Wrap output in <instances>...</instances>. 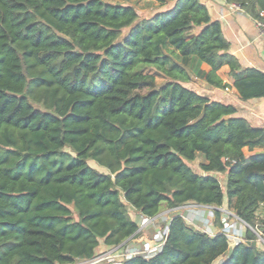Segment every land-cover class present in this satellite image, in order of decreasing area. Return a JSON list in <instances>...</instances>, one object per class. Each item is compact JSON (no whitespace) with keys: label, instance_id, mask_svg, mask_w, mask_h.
<instances>
[{"label":"trees","instance_id":"obj_1","mask_svg":"<svg viewBox=\"0 0 264 264\" xmlns=\"http://www.w3.org/2000/svg\"><path fill=\"white\" fill-rule=\"evenodd\" d=\"M151 1L159 10L140 18L105 0H0V264L91 259L141 236L130 210L153 218L163 203L215 207L214 233L175 210L156 254L120 264H264L251 229L230 246L218 209L259 223L264 127L184 85L229 87L226 65L249 100L264 97V73L240 65L201 0Z\"/></svg>","mask_w":264,"mask_h":264},{"label":"crops","instance_id":"obj_2","mask_svg":"<svg viewBox=\"0 0 264 264\" xmlns=\"http://www.w3.org/2000/svg\"><path fill=\"white\" fill-rule=\"evenodd\" d=\"M145 1L156 4L151 0ZM201 2L206 5L211 18L220 22L223 36L229 42L228 51L239 60L240 65L243 68L252 67L264 73V36L257 28L254 19L237 5L228 3L225 0H201ZM200 68L204 71L209 70V66L205 63H201ZM217 74L223 82L228 83L230 86L226 88L213 87L197 77H192L184 85L212 100L234 105L237 108L238 116L245 118L255 127H264V97L241 100L237 90L231 86L233 79L228 75V66H222L217 71ZM243 151L245 154L248 153L246 148ZM214 175L218 178L219 176L222 177L223 182L225 181L224 174L214 173ZM257 217L259 220L264 218V201L257 210ZM186 219L200 228L201 225L195 223V219L193 220L189 217ZM242 228L245 227L237 226L236 230L237 235L240 237H242L245 230H242ZM141 229L140 227L138 231ZM145 235L142 234L140 236L142 243L145 242L143 240ZM132 241L135 242L138 239H133Z\"/></svg>","mask_w":264,"mask_h":264},{"label":"rangeland","instance_id":"obj_3","mask_svg":"<svg viewBox=\"0 0 264 264\" xmlns=\"http://www.w3.org/2000/svg\"><path fill=\"white\" fill-rule=\"evenodd\" d=\"M107 2L110 3H114V4H130L133 5L135 7V9L137 10L140 18L149 16L151 14H153L155 11L159 10L157 4L151 3L149 1H145V0H105ZM127 30H125L126 32ZM164 82V77L157 75L156 77V83L157 84H161ZM198 86V84H197ZM144 91V90H142ZM201 160V157L198 156V158L189 163L190 166L195 170V171H200L198 168V162ZM91 166L95 167L96 169H98L99 171H104L105 169L103 167L98 166L97 164H95L93 161L88 162ZM219 181L221 182V184H223V180L222 177L219 176ZM225 208V207H223ZM174 210L172 209H168L166 208L165 204L163 203L161 205L160 208V212L153 218H146V217H141L140 215H138L136 212H134L133 210H130V215L138 222L139 224V229L140 227L141 229V233L142 234H146L145 238L143 239L145 242L147 241V243H142V241L140 240V237H136L134 239H138V241H135L134 243H140L142 246H148L149 244H151L154 239L155 236L158 235L159 232H162L165 227H166V221L168 219V217L171 215V213ZM179 212L186 218H192L194 220L195 223H198L199 225H204L206 223H210L212 220V209L209 207H201V208H193V207H182L179 209ZM222 219H225L226 216L225 214L222 212L221 215ZM231 221V220H230ZM259 230H261L262 232H264V218H261L259 220V223L257 224ZM240 227H243L242 225H240ZM245 228H242V230H244ZM238 234V233H237ZM140 240V241H139ZM229 244L230 246H232L234 244L232 239H229ZM105 247L102 246L100 249H98L97 254L104 252ZM224 257L219 258L215 264H218L219 262H221L223 260ZM121 260L120 257H115L112 264H119L118 262ZM76 262V263H80ZM111 264V263H109Z\"/></svg>","mask_w":264,"mask_h":264},{"label":"built area","instance_id":"obj_4","mask_svg":"<svg viewBox=\"0 0 264 264\" xmlns=\"http://www.w3.org/2000/svg\"><path fill=\"white\" fill-rule=\"evenodd\" d=\"M254 21L260 33L264 36V11L263 10L259 12V18L254 19ZM186 206L188 207L190 206L193 208H201V207H209L211 209L215 208L212 206L200 205V204H186V205H183L181 207H178L172 210L174 211L179 210L180 208L186 207ZM218 209L222 211L226 216L225 219L221 218L222 223H223L222 231L225 233L228 239L233 240L234 244H237L238 242L243 241V238L238 236L237 231H236L237 226L242 225L245 228L251 229L256 235L257 240L264 246V232L259 230L258 225H256L255 227H250L245 221L238 218L233 212H231L227 208L219 207ZM200 228H202V230L205 231L209 235H212L214 233L211 222L200 226ZM166 233H167V226L162 232H159L158 235L155 236L154 241L146 247L142 246L139 243H134V241H129L125 245L121 244L119 246L110 248L104 252H101L91 259L81 261L80 263H70V264H109V263L112 264L115 257L121 258V260L118 262L120 264L124 258L130 257L132 255L139 254L145 257H150L159 251V249L161 248L164 242ZM144 243H147V241Z\"/></svg>","mask_w":264,"mask_h":264}]
</instances>
